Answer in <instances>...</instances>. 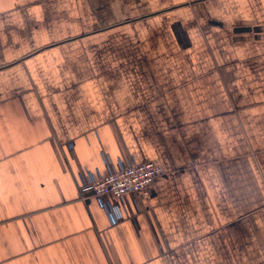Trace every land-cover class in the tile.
I'll list each match as a JSON object with an SVG mask.
<instances>
[{"label": "crops", "instance_id": "obj_1", "mask_svg": "<svg viewBox=\"0 0 264 264\" xmlns=\"http://www.w3.org/2000/svg\"><path fill=\"white\" fill-rule=\"evenodd\" d=\"M0 264H264V0H0Z\"/></svg>", "mask_w": 264, "mask_h": 264}, {"label": "built area", "instance_id": "obj_2", "mask_svg": "<svg viewBox=\"0 0 264 264\" xmlns=\"http://www.w3.org/2000/svg\"><path fill=\"white\" fill-rule=\"evenodd\" d=\"M163 174L164 167L153 161H119L117 165L108 164L106 173L90 174L87 180L82 179L81 191L96 197L110 221L115 223L122 216L116 201L135 191L149 197L154 179Z\"/></svg>", "mask_w": 264, "mask_h": 264}]
</instances>
